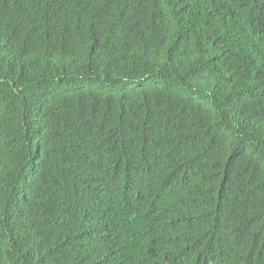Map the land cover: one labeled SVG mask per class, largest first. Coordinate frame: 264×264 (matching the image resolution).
Here are the masks:
<instances>
[{
  "label": "trees",
  "instance_id": "1",
  "mask_svg": "<svg viewBox=\"0 0 264 264\" xmlns=\"http://www.w3.org/2000/svg\"><path fill=\"white\" fill-rule=\"evenodd\" d=\"M0 264H264V0H0Z\"/></svg>",
  "mask_w": 264,
  "mask_h": 264
}]
</instances>
